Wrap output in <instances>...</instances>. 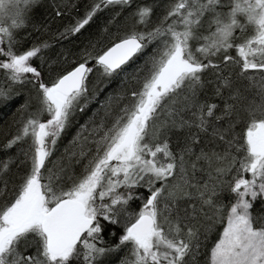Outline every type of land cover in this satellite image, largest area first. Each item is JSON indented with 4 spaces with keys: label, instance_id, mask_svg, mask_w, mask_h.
<instances>
[{
    "label": "snow or ice",
    "instance_id": "1",
    "mask_svg": "<svg viewBox=\"0 0 264 264\" xmlns=\"http://www.w3.org/2000/svg\"><path fill=\"white\" fill-rule=\"evenodd\" d=\"M14 101L0 264H264V0H0Z\"/></svg>",
    "mask_w": 264,
    "mask_h": 264
},
{
    "label": "trees",
    "instance_id": "2",
    "mask_svg": "<svg viewBox=\"0 0 264 264\" xmlns=\"http://www.w3.org/2000/svg\"><path fill=\"white\" fill-rule=\"evenodd\" d=\"M161 3L165 2V0H160ZM41 3L44 5V6H48L52 3V0H41ZM44 13H45V8L44 7H40L37 12L35 13V16H34V19L32 22L29 23L27 29H25L22 33H21V36H20V39L21 40H24L25 37H27L29 40H32L33 37H35L36 35H38L36 32H35V28L33 27V23L35 24H39V22L43 19L44 17ZM29 33H31V36H29ZM36 64H39V62H36ZM116 85L113 84L111 86V88H115ZM108 89V90H111ZM105 98V93H102L99 97V99L101 101H103ZM18 106V103L17 102H11L9 103L7 106L3 105V104H0V129H3L5 127H7L8 125L12 124L13 120L14 119H18L17 116H14V113H15V110H16V107ZM99 105L98 104H94L93 107H98ZM3 135H0V146H2L3 144ZM65 143V141H62V144ZM172 148L174 150H177L178 151V147H177V140H176V137L173 136L172 137ZM63 150V149H62ZM197 152L199 151V145L196 146V149H195ZM13 152L15 151V149L12 150ZM4 153L2 151H0V157H3ZM197 177L198 178H202V174L201 173H197ZM143 191V190H141ZM197 259H202V257H197Z\"/></svg>",
    "mask_w": 264,
    "mask_h": 264
},
{
    "label": "rangeland",
    "instance_id": "3",
    "mask_svg": "<svg viewBox=\"0 0 264 264\" xmlns=\"http://www.w3.org/2000/svg\"><path fill=\"white\" fill-rule=\"evenodd\" d=\"M36 62H39V61H36ZM4 139V138H3ZM66 142V141H65ZM3 143H4V141H3ZM61 151H62V148H61ZM55 158V157H54Z\"/></svg>",
    "mask_w": 264,
    "mask_h": 264
}]
</instances>
